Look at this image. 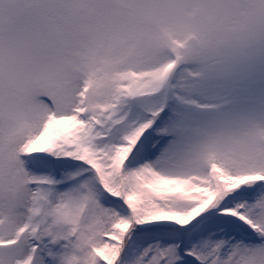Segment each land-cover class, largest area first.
Returning a JSON list of instances; mask_svg holds the SVG:
<instances>
[{
  "label": "snow or ice",
  "instance_id": "snow-or-ice-1",
  "mask_svg": "<svg viewBox=\"0 0 264 264\" xmlns=\"http://www.w3.org/2000/svg\"><path fill=\"white\" fill-rule=\"evenodd\" d=\"M0 264H264V0H0Z\"/></svg>",
  "mask_w": 264,
  "mask_h": 264
}]
</instances>
